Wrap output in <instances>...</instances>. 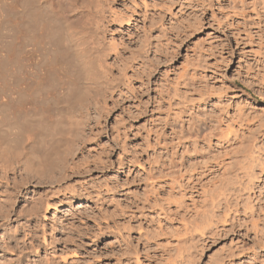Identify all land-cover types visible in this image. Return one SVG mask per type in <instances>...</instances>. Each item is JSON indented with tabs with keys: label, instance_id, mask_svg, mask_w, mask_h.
<instances>
[{
	"label": "rangeland",
	"instance_id": "1",
	"mask_svg": "<svg viewBox=\"0 0 264 264\" xmlns=\"http://www.w3.org/2000/svg\"><path fill=\"white\" fill-rule=\"evenodd\" d=\"M34 1L0 0V264H264V0Z\"/></svg>",
	"mask_w": 264,
	"mask_h": 264
},
{
	"label": "bare ground",
	"instance_id": "2",
	"mask_svg": "<svg viewBox=\"0 0 264 264\" xmlns=\"http://www.w3.org/2000/svg\"><path fill=\"white\" fill-rule=\"evenodd\" d=\"M50 1H52V0H50ZM57 1V7H59V10L60 9H62L63 10V12L64 11H66V9L64 8V3L66 2V0H56ZM97 1V0H96ZM104 1V0H103ZM98 2H99V4L102 2V0H98ZM98 2H97V4H98ZM48 4H50L49 6H51V7H54V6H52V2L51 3H49V2H47ZM36 3H35V1L34 0H26V7H25V11H24V13H25V17H26V22H27V27H28V29L30 30V31H35V29H36V26L39 24L40 25V23H44V20L49 16V14H48V6H45V8L44 7H37V5H35ZM47 4V5H48ZM98 4V5H99ZM102 4H103V2H102ZM101 5V4H100ZM105 6V5H104ZM47 7V8H46ZM100 7V6H99ZM98 7V8H99ZM95 8H96V6H95ZM51 9V8H50ZM52 10V9H51ZM55 10V9H54ZM58 10V9H57ZM98 10V9H97ZM52 13H54V11L53 12H51V14ZM103 13V12H102ZM57 15L55 14V16H53V17H51L54 21H55V23L57 24V29H56V36H55V38H54V40L56 41V43L58 44V46H57V57H58V60H62V61H65V60H67L68 59V57H69V53H70V49H69V47H67V46H65V45H62L61 44V29H62V25H63V22H64V20H62L61 18H59V17H56ZM59 16V15H58ZM50 17V16H49ZM77 17V16H76ZM79 17V16H78ZM78 19V18H77ZM66 21V20H65ZM91 21V20H90ZM81 22V21H80ZM99 24V23H98ZM38 25V26H39ZM85 28V27H84ZM90 28V27H89ZM96 28V27H95ZM39 30V29H38ZM87 33V32H86ZM33 35H35L34 33L32 34V37H31V39L32 38H36L37 36H33ZM46 37V36H45ZM64 37V36H63ZM72 39V38H71ZM30 40V39H29ZM54 40H52V41H54ZM33 42V41H32ZM40 42V41H39ZM39 42H37L38 44H40ZM73 43V42H72ZM55 45V44H54ZM42 46H43V44H42ZM41 46V50H42V47ZM29 48V47H28ZM71 48V47H70ZM32 50V49H31ZM34 50H38V48L37 49H34ZM40 50V51H41ZM23 55V54H22ZM28 57H31L32 58V56H33V51H28ZM31 55V56H30ZM76 56H78V55H76ZM35 57V56H34ZM40 59V58H39ZM52 60V59H51ZM57 62V61H56ZM63 69V68H62ZM39 75V74H38ZM38 81H40V80H38ZM16 84V83H15ZM16 86H14V88H15ZM13 89V88H12ZM17 89V88H16ZM16 91V90H15ZM22 96H24V95H22ZM10 99V98H9ZM2 105H4V104H2ZM8 105L11 107L10 109H11V114H12V119H14L15 120V122L19 125V127H20V131L21 132H23V130H26L27 131V129H29V126H30V128L32 127V126H36V124H34V123H36L35 122V120H34V123H32L28 118H26L28 115H27V110L24 108V106H23V101H22V99H21V95L19 96V99L17 98V99H14V97L10 100V102L8 103ZM26 107V106H25ZM50 108V107H49ZM37 110V109H36ZM35 110V111H36ZM38 111V110H37ZM30 115V114H29ZM45 124V123H44ZM47 124V123H46ZM37 125H38V123H37ZM41 127V126H40ZM33 128V127H32ZM36 128H37V126H36ZM19 129V128H18ZM19 131V130H18ZM33 131H35V130H33ZM28 132V131H27ZM41 132V131H40ZM40 134V133H39ZM20 136V135H19ZM45 144V143H44ZM43 144V145H44ZM29 147V146H28ZM47 147V146H46ZM34 148V147H33ZM38 148V147H37ZM49 148V147H48ZM33 152V151H32ZM36 154V153H35ZM28 154H25V156H24V158H25V164H29V162L31 161V157L30 156H27ZM30 155H32V153L30 154ZM48 155H50V153H49V149H47V148H45V147H41V148H38L37 149V156H35V157H39L38 159H40L39 161H40V163L42 164V163H44L46 160H44L45 158L47 159L49 156ZM48 156V157H47ZM50 159V158H49ZM42 160V161H41ZM7 160H5V162H6ZM33 161V160H32ZM31 161V162H32ZM11 161L10 160H8V163H9V165L8 166H11V163H10ZM14 162V161H13ZM19 163V162H18ZM21 163V162H20ZM33 163V162H32ZM39 163V164H40ZM14 164V163H13ZM31 165V164H30ZM6 166V165H5ZM32 166H33V164H32ZM35 168V167H34ZM39 168V167H38ZM41 168H42V165H41ZM27 169V168H26ZM47 206V205H46ZM80 206V205H79ZM51 264V263H50Z\"/></svg>",
	"mask_w": 264,
	"mask_h": 264
}]
</instances>
